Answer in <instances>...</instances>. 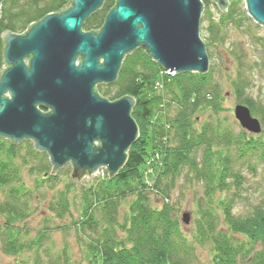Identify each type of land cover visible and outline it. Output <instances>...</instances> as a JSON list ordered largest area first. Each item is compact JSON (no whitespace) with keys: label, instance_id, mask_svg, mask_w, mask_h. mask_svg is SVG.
Here are the masks:
<instances>
[{"label":"trees","instance_id":"1","mask_svg":"<svg viewBox=\"0 0 264 264\" xmlns=\"http://www.w3.org/2000/svg\"><path fill=\"white\" fill-rule=\"evenodd\" d=\"M70 2L2 0L0 74L4 63L3 32L21 33L30 24L49 13L59 12ZM201 2L202 31L209 0ZM115 3L116 0H104L100 8L84 20L82 30H98ZM221 15L225 22L236 20L231 6ZM214 27L211 24L209 31L219 39V31ZM158 68L159 64L145 50L136 47L121 62L114 93H103L108 99L123 95L136 99L131 115L139 130L141 126H149L152 133L149 140L154 146L162 134V123L151 122L159 108L152 87ZM248 84V79L238 71L232 82L238 103L248 106L252 114L258 112L264 127V108L245 94ZM217 87L207 72L180 71L167 82V105L173 103L176 111L169 122L172 132L164 171L150 184V192L145 190L140 175L146 154L145 128L129 146L124 165L111 179L79 185L83 219L78 220L76 230L85 235L82 242L90 264H191L199 245H209L211 264H264V137L245 130L234 132L222 122ZM145 89L154 96L138 99ZM207 111L212 112L213 120L199 122L198 116ZM155 121L159 123L161 119L157 117ZM51 168L47 153L36 150L30 142L23 140L14 144L0 137V248L12 255L32 250V264H78L67 245L55 255L44 246L47 238L44 231L24 238L21 228L33 211L30 203L39 194V188L45 183L54 186L59 179V173H50ZM23 169L33 175L32 185L26 181ZM184 170L203 188V194L195 203L196 217L190 234L184 230L171 204L155 206L149 198L151 194L160 201L168 200ZM249 174L256 176L255 180ZM75 183L69 179L66 189L57 191L48 202V209L56 217L62 218L69 211L68 193ZM217 192H225V197L215 199ZM127 193H132L134 199L119 221L118 208ZM41 252L46 253L47 260H43Z\"/></svg>","mask_w":264,"mask_h":264},{"label":"water","instance_id":"2","mask_svg":"<svg viewBox=\"0 0 264 264\" xmlns=\"http://www.w3.org/2000/svg\"><path fill=\"white\" fill-rule=\"evenodd\" d=\"M103 1L71 0L22 34H2L0 137L14 144L33 140L36 150L48 154L51 174L70 162V177L78 181L101 166L109 178L115 175L138 136L134 98L109 101L95 89L116 79L125 54L140 47L176 72L204 73L209 64L200 38L201 0H116L99 30L81 31ZM213 1L225 12L229 0ZM245 7L264 26V0H245ZM233 112L242 128L261 131L246 105L236 104ZM181 221L189 222L187 212Z\"/></svg>","mask_w":264,"mask_h":264},{"label":"rangeland","instance_id":"3","mask_svg":"<svg viewBox=\"0 0 264 264\" xmlns=\"http://www.w3.org/2000/svg\"><path fill=\"white\" fill-rule=\"evenodd\" d=\"M229 6L235 10L236 20L225 22L221 20L222 12L218 5L213 0H209L205 6L204 12L206 19L204 20L203 25L205 28L202 31L200 30V38L206 45L205 49L208 56L209 64L206 72L210 76L211 80L218 86L217 92L220 97L219 118L222 122H224V124L226 123L229 125L234 132H237L238 130H245L248 132L246 129L241 127L239 121L234 116L233 109L234 106L238 104V99L235 96L232 82L236 78L238 71H240L249 81L245 94L251 96L257 104L264 108V26L256 22L248 14L245 7V0H229L227 7ZM211 24L215 26L214 28L218 29L219 39H215L209 31ZM81 31L89 32L82 30V27ZM23 32L14 34H22ZM1 38L4 43L2 36ZM5 67L6 66H4L3 63V68ZM177 73L178 72L175 70L164 69V67L159 65L152 85L154 89L153 91L158 97L159 108L157 110V116H155L151 122L154 125H160L162 123V126L160 125V133L162 132V134L158 137V141L154 146L153 142L149 140L150 137H152L151 130H149V126L144 125L146 132L144 136L146 139V154L144 155L143 162L140 166V175L141 180L145 185V190L149 192L151 191V187H149L150 184L155 183L164 171V160L167 157V150L170 146L169 139L171 137L172 127L169 122L175 114L176 106L173 103L169 106L167 105L169 98L166 93V84ZM161 79L164 82L161 81ZM115 81L116 79L111 83H97L95 85L97 94L109 101L119 99L120 97L108 99V97L103 94L114 93L116 90V85H114ZM157 81H161L160 86L156 85ZM6 96H9V94L7 93ZM153 96V92H149L145 89L137 98L144 100ZM134 100L136 102L135 98ZM38 108L42 112L48 111L47 109H41V107ZM211 113L212 112L207 111L204 112L203 115L200 114L198 116L199 122L207 119L213 120L214 115ZM252 116L256 117L260 121L258 112L252 114ZM157 117L161 119L159 123L158 121H155ZM260 126L261 131L259 133H249L253 135L260 134L264 137V127L261 122ZM144 128L141 126V130H139L137 125V138L140 135V131L142 132ZM25 141L30 142L34 146L33 140L29 139ZM97 143L98 142L96 141L94 142V144ZM48 160L50 161L49 156ZM23 171L26 181L32 185L33 175H29V172L26 169H23ZM185 171L186 170H184L178 177L175 188H173L170 192L168 200L165 199L160 201L151 194H149V198L151 203L155 206H158L161 203L171 204L177 210L179 220L182 223L184 230L190 234V230L193 227V220L196 217L195 203L196 200L203 194V188L200 183L196 182V180L191 177V175H186ZM57 173H59V179L54 183L55 185L50 186L48 183H45L39 188V194H37L36 198L31 201L30 205L33 211L27 218L26 223L24 224L25 227L24 225H21L23 232H25L24 238L34 237L39 230L44 231L48 238L44 241V246L48 247L50 252L56 255L60 252L64 245H67L69 250L68 252H70L71 256L78 264H90L84 252L82 242L85 235L76 230L78 220L83 219L80 207L82 194L81 191H79V185H88V183H91L92 181L104 180L107 177L109 178L108 170L105 166L98 167L94 172H92L95 176L91 175L90 177H87L85 175L78 181L77 179L70 177V174L72 173V165L70 162H67L55 171V174ZM249 175L252 180H255L256 176H252V174ZM112 177H110V179ZM69 179L76 182V186L68 193V198L71 204L69 206V211L62 218H58L48 209V202L53 199L57 191H64L66 189V182ZM224 197L225 192L215 193V199ZM133 199L134 195L132 193H127L126 196L121 199L118 208L119 221L123 219V216L126 214L128 206ZM237 209L240 210L241 206ZM184 212L189 214L188 223H183L181 221V215ZM32 254V250L26 249L21 254L12 255L5 253L0 248V264H18L20 261H23L26 264H32ZM41 256L43 257V260H47L48 258L45 252H41ZM210 256L211 252L209 245H199L196 247V258L191 264H211Z\"/></svg>","mask_w":264,"mask_h":264},{"label":"built area","instance_id":"4","mask_svg":"<svg viewBox=\"0 0 264 264\" xmlns=\"http://www.w3.org/2000/svg\"><path fill=\"white\" fill-rule=\"evenodd\" d=\"M161 81H163V80L161 79ZM161 81H157V82H156V85H159V86H160ZM163 82H164V81H163Z\"/></svg>","mask_w":264,"mask_h":264}]
</instances>
